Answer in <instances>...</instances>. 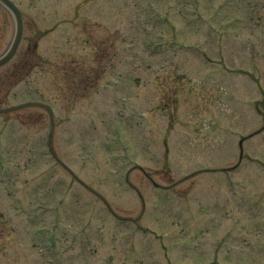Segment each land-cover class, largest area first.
Here are the masks:
<instances>
[{
	"label": "rangeland",
	"instance_id": "rangeland-1",
	"mask_svg": "<svg viewBox=\"0 0 264 264\" xmlns=\"http://www.w3.org/2000/svg\"><path fill=\"white\" fill-rule=\"evenodd\" d=\"M12 1L0 264H264V0Z\"/></svg>",
	"mask_w": 264,
	"mask_h": 264
},
{
	"label": "water",
	"instance_id": "water-1",
	"mask_svg": "<svg viewBox=\"0 0 264 264\" xmlns=\"http://www.w3.org/2000/svg\"><path fill=\"white\" fill-rule=\"evenodd\" d=\"M0 4L11 13V15L14 19V24H15V30H14V35H13V39L11 41V44H10L9 48L7 49V51L0 57V67H1L14 55V53L16 51L17 45H18V43L21 39V35H22V21H21V15H20L19 11L10 1L0 0ZM20 107H22V106H18V107L6 109V110H0V112L12 110V109H17Z\"/></svg>",
	"mask_w": 264,
	"mask_h": 264
}]
</instances>
